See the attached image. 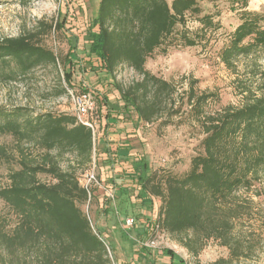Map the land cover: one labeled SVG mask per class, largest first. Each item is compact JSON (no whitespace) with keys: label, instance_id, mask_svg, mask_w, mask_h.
I'll return each mask as SVG.
<instances>
[{"label":"trees","instance_id":"obj_1","mask_svg":"<svg viewBox=\"0 0 264 264\" xmlns=\"http://www.w3.org/2000/svg\"><path fill=\"white\" fill-rule=\"evenodd\" d=\"M31 1L18 0L25 6ZM234 1L241 2L240 21L218 52L219 60L230 68L236 67L241 57L264 60V12L248 9L246 0ZM191 18L200 28H187ZM40 23L43 30L0 38V78L12 79L42 64H56L55 52L43 44L40 35L58 29L73 42L64 71L68 86L73 87L71 68L78 36L70 34L62 22ZM219 27L220 21L214 14L204 13L198 0H100L97 14L87 25L85 61L90 70L109 77H114L121 65L134 69L141 78L126 87L116 83V88L123 109L134 108L138 119L148 124L164 109L163 97L176 91L172 82L147 68L148 58L165 44L166 51L175 33L183 45L195 46L207 30ZM196 82L192 80L183 103L188 104L189 115L202 129V151L191 158L182 174L151 169L143 157L134 164L132 177L137 183L132 184L141 186L139 197L144 206L152 203L148 196L160 198L155 216L158 230L186 234L188 237L181 241L197 254L199 248L193 243L203 238L214 237L230 245L234 220L244 211L241 203H236L237 193L252 188L264 174V86L260 94L250 91L240 106L209 113L205 106L215 94L198 93ZM66 91L64 88L60 93ZM97 96L99 109L109 108L106 97L99 92ZM119 108L117 105L116 110ZM179 112L170 110L161 123L169 125L168 118ZM0 134L16 140L19 164L10 168L9 183L0 187V199L17 217L15 226L8 229L9 220L0 214V264H113L83 209L89 201L88 190L75 171L62 168L58 154L53 152L71 151L79 164L91 163L97 143L92 129L68 112L35 113L27 106L0 104ZM26 142L37 147L38 158L27 152ZM12 155L0 146V158L10 161ZM40 174L51 180L41 179ZM162 253L171 258L170 264L184 262L170 248Z\"/></svg>","mask_w":264,"mask_h":264},{"label":"rangeland","instance_id":"obj_2","mask_svg":"<svg viewBox=\"0 0 264 264\" xmlns=\"http://www.w3.org/2000/svg\"><path fill=\"white\" fill-rule=\"evenodd\" d=\"M68 1L70 2V0ZM68 1L32 0L25 6L21 5L18 0H0V38L17 36L28 31L43 30L41 21L45 23L62 22L70 34L77 35L79 38L71 68L72 79L76 85L69 87L79 89L81 86L82 88V80H85L98 103H100V98H98L97 92L101 97L107 99L109 108L102 111V116L115 118L121 114L118 111H124L129 114L128 118L131 119V110L135 111L134 108H127L125 111L123 103H121L118 111L116 110L119 105L118 96H120L116 83L126 87L140 79L141 76L127 65L119 66L114 77L105 76L98 70H90L85 61L87 53L84 44L87 29L83 27L88 25L89 21L82 22L80 20L82 14L80 11L74 15L77 10L74 11L73 6H68ZM198 1L204 13L215 15V20L220 21V27L217 30H207L206 35L199 38L200 42L195 46L183 45L180 35L175 33L170 39L172 44L167 45L166 51L163 49L165 44L148 58L147 68L172 82L176 91L173 95L163 97L164 109L152 122L141 127V134L144 138L134 137L132 141L135 150L141 152L140 156L153 160L156 164L154 168H165L176 174L187 171L191 158L202 151L201 140L204 136L202 129L197 120L189 115L188 104L183 103L192 80H197L194 87L198 93L208 91L215 94L205 106V110L209 113L221 111L226 106H240L246 101L247 95L251 92L260 94V88L264 86L263 59L254 60L241 57L236 61V67L230 68L218 58V52L229 39L230 32L240 21L238 11L241 2L237 3L234 0ZM246 1L248 9L264 12V0ZM90 6L92 10L94 8L93 1L90 2ZM181 28L182 26L179 25L178 30ZM187 28L191 31L197 30L200 28V23L191 18L187 22ZM40 36L43 44L55 52L58 58L57 63L42 64L29 73L18 75L12 79L0 78V104L7 107L27 106L35 113L68 112L72 114L74 109L70 94L67 91L60 92L68 85L64 78V71L65 68H68L66 56L73 42L68 40L69 35L66 32L58 29L50 30ZM254 64L256 65V74L252 71ZM174 109H180V112L168 118L171 120L169 125H163L161 122L167 118L168 112ZM104 126L106 127V125ZM106 134V129H104L102 139L104 136L106 137ZM96 142L94 157L99 169L105 170L104 166L112 163L115 165L119 163V166L123 168L127 166L130 155L128 158L119 157L117 151L114 152L110 149L106 159L102 157L104 155H101L100 144L102 141H99V137ZM16 145L13 136L0 134V146H5L8 152L13 154L10 161L0 158V187L9 183L10 168L19 167L18 154L15 151ZM24 146L28 148L27 152L38 158L39 150L32 142H26ZM53 152L58 154L63 169L75 171L83 181L84 173L91 163L79 164L75 153L71 151H60L59 153L55 149ZM101 157L102 159H99ZM163 158L166 159L164 164L161 163ZM118 174L120 173L118 172L115 176L119 181ZM39 176L45 181L51 180L50 176L44 174ZM94 189L96 188H93L91 198L83 205V209L89 214L97 230L109 240L116 264H170L171 258L162 253L164 248L172 249L178 258L184 260L183 264H264V174L252 188L241 189L237 193L236 203H241L244 211L242 217L234 220L230 245H224L220 239L214 237L203 238L193 243L194 247L199 248L197 254L181 241L183 237L184 239L188 237L186 234L155 231L153 215L155 200L148 197V202L152 203L146 207L140 200L139 194L138 197L136 195L137 199H134V202L133 196L129 194L127 188H121L120 191L118 187L116 209L114 202L106 204L103 199L100 200L95 196L97 192H94ZM129 196L132 199H129ZM0 214L7 217L9 220L8 229H12L17 217L2 199H0ZM129 214L135 216L138 226L124 229L121 226L120 217ZM188 234L192 235L191 232ZM154 238L156 240L154 247L144 244Z\"/></svg>","mask_w":264,"mask_h":264},{"label":"built area","instance_id":"obj_3","mask_svg":"<svg viewBox=\"0 0 264 264\" xmlns=\"http://www.w3.org/2000/svg\"><path fill=\"white\" fill-rule=\"evenodd\" d=\"M85 26L87 27V25ZM82 83H83V88H81L80 86V88L78 87L79 89L71 88L68 85H66L67 92L68 94H70L73 103L74 111L72 112V114L76 116L77 121L79 123H82L90 127L92 129L95 138H97L103 135L104 129L106 128L104 126L105 121H103V117L105 116L101 115L102 111L104 110L99 109V103L96 101L94 94L90 89L89 84L85 80H82ZM94 155H95V147H94L92 162L89 168L85 171L83 178V185L89 192V196H90L89 200L91 198L93 188L97 187L102 189L104 193V197H103L104 203L107 204V202L108 203L114 202V206L117 209L115 203L117 200L116 196L118 191V185L115 181L116 178L115 175H116V168L118 167L119 163H116V165L115 163H112L111 165H107L106 171H104L103 169L100 171ZM140 155L137 156L130 155V158L135 157V159L138 160V158L141 159L142 157ZM165 162H166L165 158L161 159L162 164H164ZM102 171H104V173L106 172L105 178L102 177L104 176L102 175L103 173H101ZM152 200L153 201L155 200V205L153 204V206H155L153 210L154 221H155L156 212L160 205V198L152 197ZM116 213H119V211H116ZM90 221L94 231L104 241L108 250L109 257L111 258L113 264H116L112 256V248L110 246L109 240H107L104 234H102L99 230H97L91 218ZM137 221L138 220L135 218V216L130 214L127 216L120 217L121 226L124 229H132L134 227H137L138 226ZM154 229L155 231H158V225H156V222H154ZM155 243L156 240L154 238V239H150L144 244H146L149 247H154Z\"/></svg>","mask_w":264,"mask_h":264},{"label":"crops","instance_id":"obj_4","mask_svg":"<svg viewBox=\"0 0 264 264\" xmlns=\"http://www.w3.org/2000/svg\"><path fill=\"white\" fill-rule=\"evenodd\" d=\"M91 1H93V4H94V8L92 10H91V6H90ZM99 1L100 0H70V2L68 1L69 4H68V2H67V4H68V6H70V5L73 6L75 8L74 11L77 10V13L74 15H77L78 13L81 12L82 14H81L80 20L82 22H87V21H90L91 18L97 14L96 12H97V8L99 6ZM89 6H90V8H89ZM91 11H92V13H91ZM78 18H79V16H78ZM83 27L87 29V27L85 25ZM118 97H119L118 103L120 106V104L123 102L120 99V96H118ZM120 112H121V114L115 118H110V116H109V118L106 116L103 117V121H105L104 124L106 125L105 129H106L107 134H106V137L104 136V139H102L103 137L100 136L99 141L100 142L102 141V143L100 144V146H101L100 149L102 150V152L100 150L101 155H104L102 157H104L106 159L108 157V151L110 149H112L114 152L117 151L120 155L119 157H127L128 158V155L137 156V155L141 154V152H138L137 150H135L136 148H135V145L133 144L132 141H133L134 137H139L140 139L144 138L141 134V132H142L141 127H143L144 125H147V124L141 122L138 119V114H137L136 110L135 111L131 110V113H132L131 119L128 118L129 114L127 112L124 113V111L123 112L119 111V113ZM110 129H111V131H110ZM95 150H96V147H95ZM102 157L99 159H102ZM128 160H130V161L127 162L126 167L123 168L122 166L118 165V167L116 168V174L119 172L120 174H118V176L120 178L118 181L117 177L115 176L116 177L115 181H116L118 187L120 188V191H121V188L122 189L127 188L129 191V194L132 195L134 198V196L136 197V195L140 193V190L142 188L139 184H138V186L136 184H135V186H133V184H132V182L137 183V179H135L134 176L132 177V174L135 173L133 170V167H134V164L136 162L140 161L141 159L138 158V160H136L135 157H132V158H128ZM146 160L149 163V167L151 169H153L156 165V164H154L153 160H148L147 158H146ZM106 166L107 165H105L104 168ZM99 170L101 171L102 169H99ZM104 171H106V169ZM104 171H102L101 173H103L102 175H104L103 177L105 178L106 172L104 173ZM119 182H120V184H119ZM94 192H97V193H95V196L99 197L100 200L104 199L103 198L104 193H103L102 189L96 187V189H94ZM150 198L152 199V197H149V199Z\"/></svg>","mask_w":264,"mask_h":264}]
</instances>
